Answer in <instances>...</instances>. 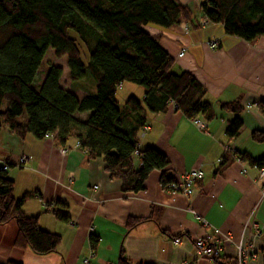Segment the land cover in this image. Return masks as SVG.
Returning a JSON list of instances; mask_svg holds the SVG:
<instances>
[{
    "label": "crops",
    "instance_id": "0c3cea01",
    "mask_svg": "<svg viewBox=\"0 0 264 264\" xmlns=\"http://www.w3.org/2000/svg\"><path fill=\"white\" fill-rule=\"evenodd\" d=\"M178 1L191 12L194 23L203 20L194 0ZM183 24L175 26L180 45L172 64L176 74L189 72L202 84L204 100L215 116L210 121L197 117L206 128L199 131L170 105L164 113L148 115L139 147H152L165 155L175 178L191 169L201 170L203 177L192 195L166 191L159 183V171L149 174L142 191L123 193L121 182L109 178L102 158L88 160L76 140L58 146L53 140L30 135L19 139L3 129L0 168L8 164L6 176L14 183V197L33 194L21 210L36 217L39 228L58 235L61 242L56 253L44 257L17 249L13 245L17 228L11 222L0 226V264H83L85 259L88 264H116L121 255L130 264H213L207 259L196 261L197 240L218 243L227 257L235 256L236 245L251 247L258 258L250 264H264V171L237 158L238 154L252 159L264 156V144L249 138L250 132L264 130V115L257 107L264 102V37L245 42L226 35L221 25L211 24L184 34ZM209 41H217L218 49L210 50ZM182 49L185 52L179 57ZM119 88L124 100L143 99L144 94L135 95L132 86L122 83ZM63 89L78 100L89 94L84 87L72 88L71 83ZM236 100L243 109L242 128L237 137L228 139L224 131L234 116L218 105ZM87 115L77 117L85 120ZM61 149L66 154L61 155ZM224 156L227 164L217 172ZM21 157L26 161L17 166ZM56 204L68 217L66 223L46 211ZM194 214L210 228L203 229ZM128 218L144 222L127 230ZM161 231L180 235V243L174 244ZM91 236L97 239L94 249L89 244Z\"/></svg>",
    "mask_w": 264,
    "mask_h": 264
},
{
    "label": "trees",
    "instance_id": "16d2710c",
    "mask_svg": "<svg viewBox=\"0 0 264 264\" xmlns=\"http://www.w3.org/2000/svg\"><path fill=\"white\" fill-rule=\"evenodd\" d=\"M199 11L206 24L221 25L228 36L245 42L264 37V0H200ZM181 23L199 27L178 0H0V131L19 139L30 135L42 140L49 134L58 146L76 140L88 160L102 158L109 178L121 182L123 193L142 191L152 171L160 172L159 183L165 187L175 178L166 156L152 147H139L138 134L148 115L164 113L174 105L190 120L210 121L215 116L204 100L202 84L189 72L171 73L173 59L143 29L147 24L171 29ZM77 41L87 52V65L81 62ZM48 50L66 59L71 84L89 76L94 93L78 100L60 86L62 70L55 66H47L41 81H36ZM122 83L140 87L143 99L129 96L119 109L115 96ZM218 107L234 116L224 131L226 138L234 139L242 128L240 101ZM257 107L264 115V102ZM82 114H88L85 120L77 117ZM249 138L264 144V130L250 132ZM237 158L264 171V156L252 159L238 154ZM226 164L224 156L217 172ZM13 190V181L0 168V226L16 225L14 247L38 257L56 253L61 238L42 231L37 218L21 210L33 194L17 199ZM60 205L46 211L66 223ZM143 222L128 218L125 227L132 230ZM161 233L170 239L180 237ZM96 241L89 238L91 249ZM212 262L236 264L234 257L223 254ZM116 264L130 263L121 255Z\"/></svg>",
    "mask_w": 264,
    "mask_h": 264
},
{
    "label": "built area",
    "instance_id": "2783aa9c",
    "mask_svg": "<svg viewBox=\"0 0 264 264\" xmlns=\"http://www.w3.org/2000/svg\"><path fill=\"white\" fill-rule=\"evenodd\" d=\"M199 26L202 28L204 26H206V22L204 21V19L202 22L199 23ZM189 30H190L189 25H188V27L184 26L183 31L185 34H187L189 32ZM206 44L210 50H217L219 47L218 42H215V41H209ZM184 52H185L184 49L181 50V52L178 54V56L182 57ZM173 107H174V105H173ZM192 123L196 127L197 130L205 131V129H206L205 125L200 119H197V118L192 119ZM145 130L146 129L143 128L140 131L138 138L143 136ZM44 139L53 140V136L47 134L44 136ZM60 154L64 155V154H66V151L64 149H61ZM134 155H136V152L134 153ZM25 161H26L25 157L19 158L17 166L22 165ZM1 168L3 171H6L8 168V164L4 163L1 166ZM202 177H203V173L201 170L191 169L187 172H183V173L179 174L176 178H174V180L172 182L168 183L163 188L166 191L171 192L172 194H181L185 197H189L193 193V188H194L195 184L199 180H201ZM195 218L199 222L200 226L203 229H209L210 228V226L204 220L199 218L197 215H195ZM259 235H260V233H259ZM173 243L179 244L180 239H178V238L173 239ZM194 249H195L196 255H197L196 261H198L200 259H207V260L212 261V258L214 256L222 254V249L220 248L218 243H209V242H206L204 240H197V242L194 243ZM234 258H235L236 264H250L251 262L257 260L258 254H257V252L253 251V249L251 247L248 248V247H245V246H242L239 244V245H236ZM83 264H88V259L83 260Z\"/></svg>",
    "mask_w": 264,
    "mask_h": 264
},
{
    "label": "rangeland",
    "instance_id": "374dc122",
    "mask_svg": "<svg viewBox=\"0 0 264 264\" xmlns=\"http://www.w3.org/2000/svg\"><path fill=\"white\" fill-rule=\"evenodd\" d=\"M199 1L200 0H194L193 6L199 8V5H200V2ZM202 21L203 20H201V22ZM207 25L208 24H206V26ZM184 26L185 27H188V25L183 24L182 27H181L182 31L184 29ZM206 26H204L203 28H205ZM200 28H202V27H200ZM143 29L155 41H157L160 46L164 47L166 49V51L168 52L169 56L172 59H174V56L176 55V52H177V50L179 48L178 46L180 45V44H178L179 36L178 37H175L176 36L175 33L177 31L176 27L171 30V29H165V28H162V27L153 25V24H147V25L143 26ZM190 30H193V29L190 27ZM190 30H189V32H190ZM183 33H184V31H183ZM70 36L72 38L76 39V36L73 33H71V32H70ZM215 42H217V41H215ZM177 44H178V46H177ZM77 47L79 49V53H80V56H81V62L83 63V65H87L88 55H87L86 50L80 44L79 41H77ZM175 59H176V57H175ZM47 66H55V67L60 68L62 70V76H61V79H60V82H59L60 83V86L62 88L68 87L70 81L68 79L69 77H68V71H67V68H66V59H64V58H56V57L53 56L52 51L51 50H48L46 52V54H45L44 59H43V64H41L40 70L37 73L36 81H38V82L41 81V79L43 77L42 75H44ZM170 71H171V73L176 74L177 73V67L176 66L174 67V65L172 64L171 67H170ZM124 84H127L129 86H132L134 88V90H135V95H140L141 93H143V90L140 87L136 86V85H133L131 83H124ZM71 87L72 88L84 87V89H86V91H89V93H92V94L95 91V84H94V82L92 81V79L89 76H86L82 80L73 82L71 84ZM124 95L125 94H123V91H121V89L118 88L117 89V92H116L115 99L117 101V104H118L119 109H122L123 108L124 102L126 101V100H124L125 99V96ZM138 97H140V96H138ZM137 99H139V98H137ZM173 109H174V107H173Z\"/></svg>",
    "mask_w": 264,
    "mask_h": 264
},
{
    "label": "water",
    "instance_id": "95a60500",
    "mask_svg": "<svg viewBox=\"0 0 264 264\" xmlns=\"http://www.w3.org/2000/svg\"><path fill=\"white\" fill-rule=\"evenodd\" d=\"M263 252H264V238H263Z\"/></svg>",
    "mask_w": 264,
    "mask_h": 264
},
{
    "label": "bare ground",
    "instance_id": "6f19581e",
    "mask_svg": "<svg viewBox=\"0 0 264 264\" xmlns=\"http://www.w3.org/2000/svg\"><path fill=\"white\" fill-rule=\"evenodd\" d=\"M119 88V87H118Z\"/></svg>",
    "mask_w": 264,
    "mask_h": 264
}]
</instances>
